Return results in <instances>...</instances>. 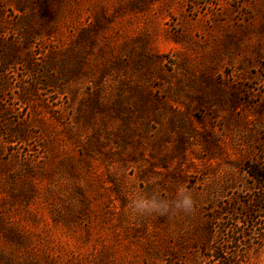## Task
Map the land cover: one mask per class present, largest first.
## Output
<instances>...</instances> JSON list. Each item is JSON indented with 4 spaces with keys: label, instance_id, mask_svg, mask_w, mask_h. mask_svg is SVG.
Segmentation results:
<instances>
[{
    "label": "rangeland",
    "instance_id": "374dc122",
    "mask_svg": "<svg viewBox=\"0 0 264 264\" xmlns=\"http://www.w3.org/2000/svg\"><path fill=\"white\" fill-rule=\"evenodd\" d=\"M31 27L35 73L2 95L0 131L26 139L0 136V264H206L223 244L264 264V0H0L6 36ZM181 186L190 214L129 211Z\"/></svg>",
    "mask_w": 264,
    "mask_h": 264
},
{
    "label": "trees",
    "instance_id": "16d2710c",
    "mask_svg": "<svg viewBox=\"0 0 264 264\" xmlns=\"http://www.w3.org/2000/svg\"><path fill=\"white\" fill-rule=\"evenodd\" d=\"M21 5V4H19ZM21 7V6H19ZM23 9V8H20ZM34 19V18H33ZM31 30H35L34 27H31L28 30H25L22 33V37L19 41L17 39H10L9 36H6V32L0 30V124L5 122V119L8 115H10L12 109L5 106L2 102V95L4 92L10 87V68L16 66L17 64H24L27 66L29 72L31 71V75L33 76L35 73L36 65L32 60L31 55V43H30V32ZM21 47V48H19ZM35 83V80L33 81ZM39 82V80L37 81ZM40 83V82H39ZM33 84H30L25 88L24 94L20 95V99L23 102L28 101V94H32L35 92V88L32 87ZM13 125V124H12ZM13 125L12 127H15ZM21 124H17L15 128H9L5 132L0 131V136L3 134L4 136L8 135L12 140L10 142H21L25 140V132L23 128H20ZM19 127V128H18ZM20 129V130H18ZM1 150V147H0ZM253 170H249L250 175L253 178L263 180L264 182V173L259 172L256 168H252ZM215 250H211L207 253L206 264H232L229 261V258H225L224 253L226 252L227 247L225 245H221L214 248ZM209 254V255H208ZM171 264H183V262H171Z\"/></svg>",
    "mask_w": 264,
    "mask_h": 264
},
{
    "label": "clouds",
    "instance_id": "9594fccd",
    "mask_svg": "<svg viewBox=\"0 0 264 264\" xmlns=\"http://www.w3.org/2000/svg\"><path fill=\"white\" fill-rule=\"evenodd\" d=\"M194 207L192 195L182 186L177 188L175 198L171 201L153 192L133 195L128 205L129 211L135 216L156 214L160 217H168L175 213L190 214Z\"/></svg>",
    "mask_w": 264,
    "mask_h": 264
}]
</instances>
